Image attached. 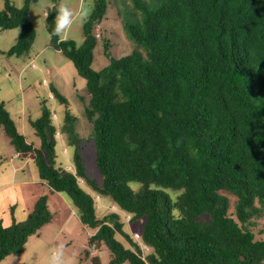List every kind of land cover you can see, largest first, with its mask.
Listing matches in <instances>:
<instances>
[{
  "label": "trees",
  "instance_id": "obj_1",
  "mask_svg": "<svg viewBox=\"0 0 264 264\" xmlns=\"http://www.w3.org/2000/svg\"><path fill=\"white\" fill-rule=\"evenodd\" d=\"M35 1L3 0L0 31L18 27L20 35L0 53L29 52ZM109 2L94 0L81 43L54 33L57 8L46 16L50 45L86 79L89 134L77 131L67 96L55 88L63 118L55 120L44 99L41 115L29 119L39 146L1 99L0 130L16 152L33 154L40 180L95 229L84 248L91 264H102V244L108 264H264V238L249 227L264 216V0H115L134 49L96 69L94 30ZM86 140L95 142L101 182L88 175ZM59 144L74 149L65 164ZM96 196L116 209L102 214L110 204L99 206ZM123 215L145 218L136 240ZM52 218L47 194L25 219L4 225L0 218V264L22 254Z\"/></svg>",
  "mask_w": 264,
  "mask_h": 264
},
{
  "label": "rangeland",
  "instance_id": "obj_2",
  "mask_svg": "<svg viewBox=\"0 0 264 264\" xmlns=\"http://www.w3.org/2000/svg\"><path fill=\"white\" fill-rule=\"evenodd\" d=\"M11 1L19 6L24 4V0ZM93 4L94 0H37L33 2L29 15L36 28V37L29 52L22 56H8L0 53V99L5 101L19 131L26 135L34 145L39 146L40 138L35 134L29 119H36L41 115L44 99L55 109L57 113L54 115L55 120H60L64 116L66 106L53 97L51 90L54 88L67 96L69 108H72V113L74 112L77 117V131L83 137L89 134L91 125L83 113L84 105L89 100L86 79L78 73L74 63L68 57L50 45L46 16L53 7L57 8V16L60 7L62 5L66 7L71 13L70 22L60 36L73 38L81 43L84 39L83 24L91 13ZM2 7L3 0H0V8ZM118 8L115 0H110L104 19L95 26L94 32L99 40L94 50L93 67L96 69L108 64L112 56L120 57L134 49V42L124 31ZM19 35L20 28L18 27L1 30L0 49L8 50L17 42ZM56 149L59 163L65 164L66 161L72 159L74 149L71 146L59 144ZM0 150V183H4L6 177H11L12 173L16 179L33 181L26 185H10L0 190V218L3 224L10 225L14 220L25 219L38 197L44 194L42 191L48 190V205L53 212L52 221L39 234L29 237L24 252L20 255L7 256L2 264H91L88 258H84V248L89 246V236L95 232V229L81 222L77 208L69 199L61 197V195L64 196L63 193L52 192L49 187L41 184L42 180H40L33 154L27 153L28 159L26 155L22 159H14V164H12L13 161L10 160L15 150L1 130ZM81 153L88 175L101 182L102 175L97 167L95 142L86 140ZM14 156H19V154L16 153ZM24 160H26L25 163H23ZM66 168L70 169L71 164L68 163ZM3 171L7 172L3 173ZM10 190L12 192H9ZM40 192L42 194L39 195ZM11 193L15 196L14 200H12ZM230 197L232 202L230 213L235 217V197ZM96 199L101 207L110 204L109 198L101 200L99 196H96ZM116 207L110 204L103 207L101 213H109ZM122 218L125 220V230L134 232L136 240L145 218H138L132 222H129L128 215H123ZM249 227L255 232L257 238H264V216L256 219L255 223ZM143 248L146 249V246ZM98 249L101 263L108 264L111 259L110 250L105 244L100 245Z\"/></svg>",
  "mask_w": 264,
  "mask_h": 264
},
{
  "label": "crops",
  "instance_id": "obj_3",
  "mask_svg": "<svg viewBox=\"0 0 264 264\" xmlns=\"http://www.w3.org/2000/svg\"><path fill=\"white\" fill-rule=\"evenodd\" d=\"M3 100V99H2ZM6 104V103H5ZM37 146V145H36ZM15 150V149H14ZM1 151V150H0ZM19 154V156H16L15 157V159H22V158H24V156L26 155V158L28 159L29 158V156H27V153H22V154H24V155H22V154H20V153H18V152H16V150H15V153L14 154ZM13 154V155H14ZM11 161V160H10ZM14 161L15 160H13V162H12V164H14ZM26 162V160H24V162L23 163H25ZM22 163V164H23ZM24 165V164H23ZM5 172H7V171H3V173H5ZM39 181V180H38ZM31 182H33V181H31V180H19V179H16L15 177H14V174L12 173L11 174V177H6V179H5V181H4V183H0V184H2V185H0V190L1 189H5L6 187H9L10 185L12 186V185H14V184H21V185H26V184H30ZM43 183V185H45V187L47 186V187H49L45 182H42L41 181V184ZM44 187V186H43ZM50 188V187H49ZM47 189V188H46ZM9 190V189H8ZM50 190V189H49ZM48 191V190H47ZM47 191H42V192H44V194H49ZM52 191V190H51ZM50 191V192H51ZM9 192H12V190H10ZM42 192H40L39 193V195L40 194H42ZM52 192H55L56 193V191H52ZM59 195V194H58ZM36 198L38 197V195H37V193H36ZM41 196V195H40ZM11 197H12V200H14L15 199V196L13 195V193H11ZM61 197H63L64 199H67L66 198V196L64 195H61ZM39 198V197H38ZM35 204V203H34ZM34 206V205H33ZM67 222H68V220L64 223V226L67 224ZM48 225V224H47ZM46 226V225H45ZM45 226L42 228V230L45 228ZM64 226H63V228H64Z\"/></svg>",
  "mask_w": 264,
  "mask_h": 264
},
{
  "label": "clouds",
  "instance_id": "obj_4",
  "mask_svg": "<svg viewBox=\"0 0 264 264\" xmlns=\"http://www.w3.org/2000/svg\"><path fill=\"white\" fill-rule=\"evenodd\" d=\"M109 4H110V2H109ZM70 15H71V13L69 12V10L62 5L60 7L59 14H58L57 20H56V26L54 29V33L56 35H61L64 32V30L67 28V26L69 25V22H70L69 21Z\"/></svg>",
  "mask_w": 264,
  "mask_h": 264
},
{
  "label": "built area",
  "instance_id": "obj_5",
  "mask_svg": "<svg viewBox=\"0 0 264 264\" xmlns=\"http://www.w3.org/2000/svg\"><path fill=\"white\" fill-rule=\"evenodd\" d=\"M93 248H95V247H93ZM95 250H96V248H95Z\"/></svg>",
  "mask_w": 264,
  "mask_h": 264
}]
</instances>
